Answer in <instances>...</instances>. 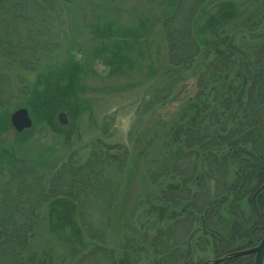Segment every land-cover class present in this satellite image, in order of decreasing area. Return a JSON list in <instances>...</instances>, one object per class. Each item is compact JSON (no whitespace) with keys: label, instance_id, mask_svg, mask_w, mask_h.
<instances>
[{"label":"trees","instance_id":"trees-1","mask_svg":"<svg viewBox=\"0 0 264 264\" xmlns=\"http://www.w3.org/2000/svg\"><path fill=\"white\" fill-rule=\"evenodd\" d=\"M127 1L0 0V115L7 113L6 129L15 131L17 145L28 147L34 140L13 128L14 110L26 107L36 121L53 128L60 105L50 100L66 90L63 107L71 113L78 106L76 64L55 69L66 53L75 59L78 51L93 52L95 40L106 38L117 43L109 51L118 56L115 65L122 74L128 60L118 44L159 32L167 48L164 62L150 69L148 79L154 82L138 113L157 115L162 133L155 126L134 131L136 143L148 131L153 135L148 144L157 140L146 162L150 169L139 177L147 182L143 197L140 191L133 195L126 144L98 140L85 159L73 152L61 161L57 152L45 156L37 145L28 155H18L16 146L2 153L12 141L0 134L1 175L8 176L0 183V264H45V250L64 230H72L81 244L66 256H74L71 264H139L129 262L134 240L126 232L121 262L108 247L116 224L151 249L153 259L146 264H195L187 242L199 224L219 256L253 248L264 237V34H258L264 32V0H227L209 17L210 24H218L212 32L219 38L232 30L247 33L230 53L218 37L202 42L197 34L200 17L214 0H136L126 9ZM117 3L124 11L115 24L124 21L127 33L116 36L102 28L103 35L94 26L103 24L102 15L114 27L110 15ZM230 12L234 17L228 20ZM200 54L209 59L207 70H200L197 93L185 99L186 75ZM37 71L43 76L56 71L66 84L40 93L26 78ZM181 99L177 111L163 118L164 109ZM145 150L137 149L135 173ZM145 207L159 216L138 227L136 212ZM254 260L247 255L220 264Z\"/></svg>","mask_w":264,"mask_h":264},{"label":"rangeland","instance_id":"rangeland-1","mask_svg":"<svg viewBox=\"0 0 264 264\" xmlns=\"http://www.w3.org/2000/svg\"><path fill=\"white\" fill-rule=\"evenodd\" d=\"M135 1L136 0H129L123 4H128L126 7L127 9L129 5L131 6V3ZM226 1L227 0L211 1L212 3L200 17L197 26V34L202 42L213 41V38L218 37L220 42H224L222 48H225V50L230 53L233 52L238 45H240L239 42L242 43L246 40L245 36L247 33L232 30V33H227L226 36L220 35L221 37L219 38V34H216L214 31L212 32L213 27L219 28L218 24L216 26V24L209 23V17L211 14H214L217 11L216 9L219 7L220 3ZM235 2L237 4L239 1L236 0ZM114 6L115 7L111 9L112 12L110 15L114 20L110 21L115 24L117 18L122 17V12L124 10L121 9L123 7L118 5V3ZM227 15L228 20L230 19L229 15L234 17L232 12ZM98 18L101 19L103 24H100L101 26L98 27L94 26V29H99L100 33L103 32L100 30L102 28L113 32L112 34L116 36L127 33V27L124 21L121 23L119 21L120 26L115 24V26L112 27L111 24L107 22V18L105 19L102 15ZM156 29L158 30V28ZM158 33L159 32L149 33L147 38L140 40L132 39V43L118 44L122 48L119 50L122 54L127 56L125 60H128V64L123 68L122 74H120V69L115 65V59H117L118 56L114 51H109L111 48L110 46H116L117 43L109 42L106 38H98L99 40H95V42L98 43L93 48V52L87 47L81 53L78 51L75 59L70 55V53L63 55L55 69H59L58 71H61L67 65H70L71 62L76 64L73 70L77 74L76 79L78 96L76 97L77 102H73H76L78 106L76 108H71V113L66 111L62 105L63 103L66 104L65 101L68 100V96L65 94L66 90H62L63 86L66 84L64 76L60 78L56 71L44 76L38 71L27 74L26 78L28 80V84H32V86L37 87L38 92L40 93H43L46 89H54V92L62 90L64 94L63 96L59 95L58 99L56 97L55 99L50 100L51 103L58 102V105H60V108L57 110V119L54 118V114L52 117L54 120H52V128L47 125V123L40 122L38 120L36 121L37 118H34L33 114L30 113L33 119V126L24 130V134L21 132V134L26 137L30 135L33 136L32 140H34V143H31L30 146L27 147L25 144L22 146L17 145L18 143H15V139L17 137L15 131L13 129H6L7 122L5 114L7 113L4 111L2 116L0 115L2 118H0V134L6 135L12 142L10 143L11 145L7 144L9 145V149H4L2 153H10L14 150L13 146H16L18 155H28L30 154V150L37 145L38 152H42L45 156H51L57 152L54 157L60 159L62 158V161L63 158H66L65 160H67L69 157L68 155L73 152L78 153L85 159L89 153V146L98 140L106 142L111 146H115L116 144H126L132 155V164L130 165L128 177L130 178L135 175L134 186L132 188V190L135 191L133 192V195L140 191L143 197L146 191H143L142 187L144 184H147V182H145L144 179H139V177L141 174L147 175L148 168L150 169V166H148L146 162L147 159H150L151 152L154 150V146L157 145V140L155 139L152 144H148L149 139L153 137L152 132L150 133L148 131L142 135L141 139L138 140L139 142L136 143L134 134L137 128L138 130L143 131L145 128L154 126L158 128L159 133H162L161 123L157 124V115H154V117L149 113H145L143 115L138 114L140 113L139 104L154 82V79H148L151 75L150 69L158 68L160 62H164L167 58L166 45L162 40L161 34ZM260 33L264 34L262 29H259L258 31V34ZM101 34L104 35L105 33ZM138 34H141V31ZM129 47L130 50H128ZM63 48H65L64 45ZM116 48L118 49V47ZM208 60L209 59L207 58L205 60L203 55L200 54V56L195 60L192 68L187 72V85L185 86L183 93L184 96L186 95L185 99H188L197 93L198 80L202 78V76H200V70H207ZM78 65L80 66L79 70H75ZM195 75L197 76L196 78H194ZM34 83H36V85ZM184 101L181 99L180 102L164 109L162 113L163 118H169L172 116ZM160 111L162 110H158L156 114ZM61 113L66 114L68 120L67 124H62L60 122L59 116ZM145 147L146 150L140 158L141 162H138V172L135 173L134 169L136 166L133 162H136L134 161V159L137 158L136 153L141 151H137V149ZM4 164L5 163L0 165V183L6 181L8 178L7 174L1 175ZM234 171L235 168L232 169L231 173L233 174ZM138 184L141 185L140 189ZM138 199L139 197H135L133 201H131L132 204L129 205L127 209L128 213L133 211L135 206L134 202H137ZM136 213L135 222L138 227H141L147 219H154L153 217L157 218L159 216L156 211H151L149 207L138 210ZM114 215L115 217H118L119 211L116 210ZM171 215L170 210L168 212L165 211L167 219H169ZM124 233L127 235V238L130 237L134 240L133 249L128 253L129 262L131 263V261H133L139 264L151 262L153 259L150 251L151 249L142 243L141 238H135V236L130 231L128 232L125 227L116 224V230L110 236L108 247L116 250L118 261L121 262V259L124 258L120 247V244L125 241L124 238L126 236ZM149 233L151 234L150 236L153 235L152 230H150ZM187 245L191 252V258L195 264H205L211 260L222 258L233 253L232 251L223 256H219L216 253V248L213 245L211 238L208 236L205 237L201 224L197 226L194 236L189 239ZM79 246H81V244L78 242V239L75 237L72 230L62 231L61 234H57L52 246L45 250V264H71L74 260V256L72 255V259L68 257L66 258V256H70L73 249H76ZM248 255H253L255 257L254 254ZM232 259L235 258L227 260ZM227 260L217 264L223 263Z\"/></svg>","mask_w":264,"mask_h":264},{"label":"water","instance_id":"water-1","mask_svg":"<svg viewBox=\"0 0 264 264\" xmlns=\"http://www.w3.org/2000/svg\"><path fill=\"white\" fill-rule=\"evenodd\" d=\"M59 120L62 124H67V122H68L65 113L60 114ZM10 122H11V125L13 126V128L17 132H23L24 130L29 129L33 126V119L31 117V114H30L28 108H26V107H20V108L14 110L10 115ZM248 254H254L255 255V263L254 264H264V237L262 238L260 243L253 248L233 252V253L228 254L222 258H217V259L211 260V261L206 262V263L217 264V263L222 262V261L227 260V259L245 256Z\"/></svg>","mask_w":264,"mask_h":264}]
</instances>
